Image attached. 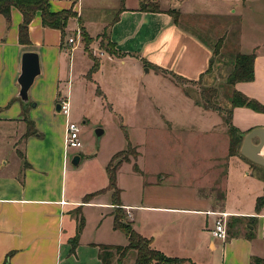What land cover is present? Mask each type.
Returning <instances> with one entry per match:
<instances>
[{"label": "crops", "instance_id": "crops-1", "mask_svg": "<svg viewBox=\"0 0 264 264\" xmlns=\"http://www.w3.org/2000/svg\"><path fill=\"white\" fill-rule=\"evenodd\" d=\"M157 1L161 9L159 12L141 10V0H101V3L91 5L93 9L101 8L115 13L112 21L104 26V33L114 43L116 53H107L104 61L97 56L98 71L105 67L113 68L117 61L123 64L128 58H136L142 61L143 66L149 67L148 72L152 69L156 71V66L187 80H197L201 74L202 79H206L213 78L216 59H230L231 70L235 52H254V79L238 82L235 88L253 98L264 95V0ZM48 2L52 11L72 8L76 17L81 19L80 0ZM223 2L227 6L221 11L219 3ZM170 8L179 10L182 18L238 15L240 26L236 50L229 51L228 54L219 53L218 57L213 55L212 40L209 43L187 30L181 23H175L171 14L166 12ZM254 17L259 18V25L245 29L241 24L243 19ZM21 22L22 14L15 7L10 9L9 21L0 13L1 135L20 124H24L26 130L23 117L27 110H24L25 107L16 97V80L24 51H36L39 54L41 74L35 81L38 78L42 87L47 86L48 99L58 103L61 97H67L59 88L63 78L62 61L67 55L59 29L43 26L40 13L37 12L29 24L30 45L26 46L21 45L18 40ZM211 62V70L207 73ZM93 74H90L88 80L94 81ZM176 87L184 93L179 85L176 84ZM98 89L104 93L100 86ZM184 95L192 99L187 94ZM33 96L42 102L38 88L34 89ZM193 104L198 105L194 101ZM241 108L235 107L233 115ZM202 110L207 113L215 112L203 107ZM204 126L205 129L200 130V133H216L214 124ZM253 126L247 125L244 129L236 127L245 134ZM261 127H264V123ZM24 133H18V139H11L7 143L9 145L5 148L9 159L5 158L0 149V264H101L99 245L125 246L128 242L120 230L113 229L111 192L101 193L83 204L82 198L67 195L69 148L65 149V127L62 129V142L57 147L52 142L48 144L45 138L39 139V135L23 137ZM224 136L228 139L227 130L224 131ZM4 140L5 137L1 136L0 144ZM22 141L23 151L18 148ZM231 157L233 155H229L227 149L222 155L206 154L193 159L203 163L199 165L197 176L193 180L198 189L196 195H160L145 200V188L163 185L164 180L159 177L150 182L144 181L141 188L135 190V197L130 200L124 199L121 189L120 200L126 219L139 234L152 238L154 248L167 256L186 260L181 264H254L253 257L264 262V232H253L257 219L263 218V209L258 212L226 209L225 185L227 186L231 175ZM182 160L195 162L187 156H182ZM163 176L170 177L169 174ZM138 193H142L141 196ZM102 195H107V200H101ZM258 196L261 194L255 200ZM80 204L85 218L87 207L95 209V236L83 240V226L78 244L71 251L70 239L75 234L77 224L74 211ZM221 213L227 214V235L225 240L218 242L219 238L214 237L211 231ZM246 218H253L250 221L255 225L245 223ZM232 222L234 225L229 227ZM260 224L259 222V226ZM103 225L105 231L101 233ZM103 237L108 239H101ZM127 255L123 262L133 264L135 252L131 250ZM112 264H117L116 259Z\"/></svg>", "mask_w": 264, "mask_h": 264}, {"label": "rangeland", "instance_id": "rangeland-1", "mask_svg": "<svg viewBox=\"0 0 264 264\" xmlns=\"http://www.w3.org/2000/svg\"><path fill=\"white\" fill-rule=\"evenodd\" d=\"M99 3L101 0H80L81 19L76 16L68 18L64 35L59 32L67 51L62 61L63 78L59 88L63 95H67L69 114L65 116L55 111L56 102L48 99V88L41 86L38 76L29 90L28 105L22 104L23 108H26L24 110H27V119L34 122L35 135H39V139H47L48 144L52 142V145L57 147L62 142V129L66 122L73 121L78 125L82 146L69 148L67 153V195L81 199L87 192L104 187L108 183L106 165L111 156L121 150L126 151L113 159L111 167L124 158L130 160V162L121 161L116 173V185L122 189L125 200L133 199L136 195L135 190L141 188L144 181L150 182L157 177L164 180L163 185L145 188V200L160 195L198 194L193 180L197 176L199 165L203 163L193 159L206 154H225L229 142L224 136L227 125L223 121V115L216 111L207 113L202 110V106H194L193 101L200 98V86H212L217 89L215 103L227 108L230 90L225 84V78L230 71V59L215 60L213 78L202 79L200 82L183 81L179 85L192 99H188L171 78L164 77L153 69L148 72L146 69L149 67L143 66L142 61L136 58H128L123 64L117 61L113 68L105 67L102 71L97 69L92 72L95 73L92 76L94 81L88 80L94 60L98 61L97 56L102 61L108 56L107 50L100 46L101 35L104 33V26L108 25L115 16L114 12L91 7ZM219 4L221 11H224L227 4L224 2ZM185 20L203 38L208 40L212 38L213 44L223 35L229 44L224 46L225 54L237 48L240 26L238 15L218 17L200 15L186 17ZM241 24L245 29L255 24L259 25V18H246ZM79 27L87 30L86 33L92 39L85 44L82 36H79L81 42L74 48L67 44V40L69 37L77 36ZM100 49L105 53L103 56L98 54ZM98 86L104 93L98 89ZM35 88H38L39 99L42 102L33 96ZM259 97L254 99L264 104V95ZM32 103L37 105L33 106ZM263 123L264 114L248 107L238 109L234 115L232 113V124L235 127L244 129L247 125H254V128L261 127ZM206 124H214L216 133L212 135L200 133V130L205 129ZM96 129H102L103 133L96 135ZM24 131H26L24 124H20L9 129L4 135L0 134V137H5L0 144L5 158L9 159L5 148L9 145L7 143L11 139H18V133L22 134ZM244 135L242 134V138ZM129 142L130 148H127ZM18 148L24 150L23 141ZM75 154L80 155L77 165L71 163ZM182 156H187L189 160L195 162H184ZM230 160L228 159L231 163V175L227 180V186L225 185L226 209L257 211L255 197L264 194V167L242 157L239 151ZM133 164L137 165V170L133 168ZM163 174H169L171 178L164 177ZM138 194L141 196L142 193ZM100 198L103 201L107 200V195H102ZM261 209L264 214V203L258 211ZM85 212V230L81 236L83 240L94 237L96 227L95 209L87 207ZM75 218H78L77 214ZM252 219L246 218L245 223L251 225ZM257 220L253 232L262 234L264 215L262 219ZM232 225L233 222L229 227ZM244 229L248 231L247 228ZM104 231L103 225L100 232L104 233ZM115 259L117 261L116 254L111 259V264Z\"/></svg>", "mask_w": 264, "mask_h": 264}, {"label": "trees", "instance_id": "trees-1", "mask_svg": "<svg viewBox=\"0 0 264 264\" xmlns=\"http://www.w3.org/2000/svg\"><path fill=\"white\" fill-rule=\"evenodd\" d=\"M11 7L17 8L22 14V22L18 27V40L21 45H30L29 39V24L34 18L37 12L40 13L41 23L45 27L59 29L61 34L64 35V30L67 25V20L70 17L77 16L76 13L72 10V8L62 9L59 11H52L50 9V5L48 0H0V13L5 17L7 21L10 20V9ZM141 10L143 11H151V12H159L161 11L157 0H141ZM169 14H171L173 21L175 23H181L187 30L192 33L203 36L194 28H191V24L187 23L185 18H182L179 10L175 8H170L166 10ZM212 17V16H209ZM215 17V16H214ZM192 23V21H191ZM81 36L85 44L91 41L92 38L86 33L85 30L80 28ZM204 40L211 42V39ZM224 36H220L219 39L213 44V55L217 56L219 53H224V46H229L227 42L224 44ZM100 46L104 47L109 54H115V46L114 43L111 42L105 33L101 35ZM223 49V51H222ZM236 50V49H235ZM233 50V52L235 51ZM233 66L228 75L225 78V84L229 87L230 93L228 97V106L227 108H222L219 104L215 103V97L217 94V89L212 86H200L199 95L200 98L194 100V102L200 106H202L206 110H212L216 112H220L223 115V121L227 125V136H228V154L235 155L239 151L238 148L242 142V133L239 131L237 127L232 124V113L235 107H248L256 112L264 113V104L257 101L254 98H251L244 93L238 91L235 88V84L238 82H249L254 79V60L255 53H241L235 52L233 55ZM212 62L209 64L206 72L208 73L211 70ZM98 68V61L93 62L90 73L96 71ZM154 69L157 72H160L163 75H168L171 80L180 85L183 81L189 82H200L203 78V74L197 80H187L173 72H168L164 69L154 66ZM23 120L26 123V131L23 137H27L29 135L36 133V128L34 126V122L30 119H27L26 114H24ZM249 131V130H248ZM247 131V132H248ZM130 142L127 145V148H130ZM126 150H121L114 153L110 160L106 165V173L108 178V183L95 191L88 192L84 194L82 198V204L88 203L95 196L104 193L106 191L111 192V205L113 206V229L120 230L127 238V244L125 246L121 245H99V259L101 264H111V259L116 254L117 264H122L123 259L127 256L128 252L133 250L135 252V258L133 264H181L186 260L179 257L167 256L160 250L156 249L152 245V238H147L139 234L135 229H133L131 223L126 219V214L122 207V203L120 200V192L121 189L116 185V173L122 162H130L128 158H124L119 161L116 165L112 166V161L114 158L119 156L121 153ZM240 154V153H239ZM241 155V154H240ZM242 156V155H241ZM244 157V156H242ZM245 158V157H244ZM133 168L138 169L137 165L133 164ZM264 203V194L263 196H258L255 201V209L258 211L260 207ZM80 204L75 214H77L78 218H76V231L74 236L70 239L71 251H74L78 244L79 235L83 229L85 219L81 212ZM74 214V216H75ZM254 264H264V262L257 257H253ZM194 264V263H191Z\"/></svg>", "mask_w": 264, "mask_h": 264}, {"label": "water", "instance_id": "water-1", "mask_svg": "<svg viewBox=\"0 0 264 264\" xmlns=\"http://www.w3.org/2000/svg\"><path fill=\"white\" fill-rule=\"evenodd\" d=\"M40 74L39 54L36 51H24L21 54L19 74L16 80L18 85L16 97L19 98L24 106L28 105L29 90L35 78ZM32 105L35 106L37 104L32 103ZM55 111L60 112L59 103H56ZM95 133L99 136L103 133V130L96 129ZM239 153L251 162L264 167V127H254L245 133L239 147ZM79 160L80 155L75 154L72 156L71 163L77 165Z\"/></svg>", "mask_w": 264, "mask_h": 264}, {"label": "built area", "instance_id": "built-area-1", "mask_svg": "<svg viewBox=\"0 0 264 264\" xmlns=\"http://www.w3.org/2000/svg\"><path fill=\"white\" fill-rule=\"evenodd\" d=\"M81 37V31H77L76 37H69L67 40V44L69 46H72L74 48L78 47V45L81 42V39L79 41L78 37ZM99 55H103L102 50H98ZM60 104V113L67 116L69 114V107H68V100L67 97H61L58 101ZM64 143H65V149L68 150V148H79L82 146V143L79 138V127L75 122H66L65 124V137H64ZM226 213H221L220 217L217 218L215 222V228L211 231L212 235L214 237H217L221 240H224L227 235V229H226Z\"/></svg>", "mask_w": 264, "mask_h": 264}]
</instances>
